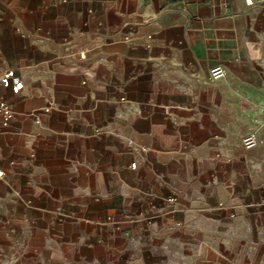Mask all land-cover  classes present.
Wrapping results in <instances>:
<instances>
[{
    "label": "crops",
    "instance_id": "obj_1",
    "mask_svg": "<svg viewBox=\"0 0 264 264\" xmlns=\"http://www.w3.org/2000/svg\"><path fill=\"white\" fill-rule=\"evenodd\" d=\"M9 68L0 264H264V0H0Z\"/></svg>",
    "mask_w": 264,
    "mask_h": 264
},
{
    "label": "built area",
    "instance_id": "obj_2",
    "mask_svg": "<svg viewBox=\"0 0 264 264\" xmlns=\"http://www.w3.org/2000/svg\"><path fill=\"white\" fill-rule=\"evenodd\" d=\"M210 74L213 79H220L226 75V69L222 65H214L210 70ZM0 84L5 88H9L14 94H18L23 87V81L18 78L13 68H9L0 74ZM45 111H49V107H46ZM13 114L11 103L5 98H0V124L8 126L13 118ZM36 120L38 121V119ZM242 144L248 149L257 146L258 138L256 134L246 133L243 135ZM176 225H180V222L176 221Z\"/></svg>",
    "mask_w": 264,
    "mask_h": 264
}]
</instances>
